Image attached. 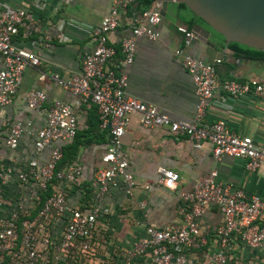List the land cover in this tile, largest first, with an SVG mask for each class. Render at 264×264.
I'll return each mask as SVG.
<instances>
[{"label": "built area", "instance_id": "1", "mask_svg": "<svg viewBox=\"0 0 264 264\" xmlns=\"http://www.w3.org/2000/svg\"><path fill=\"white\" fill-rule=\"evenodd\" d=\"M131 1L111 0L107 14L90 27L92 48L82 54L79 73L66 80L57 74L49 77L76 97L78 104L92 105L98 128L107 133L103 165L90 182L89 200L82 202L85 191L75 159L61 164V147L77 131L71 105L53 100L44 107L43 92H28L25 105L43 112L44 125L37 128L28 121H16L0 141V264H240L245 249L264 256V199L218 180L215 169L178 194L174 226L146 222L141 235L122 245H113L109 239L112 210L105 200L110 190L119 189L127 199L134 197L135 185L120 150L131 113L137 114L142 128L165 127L170 137L185 139L197 150L208 145L215 162L229 156L242 160L248 172L264 167L263 147L228 130L220 119L204 120L215 87L230 99L264 100L263 82L224 79L217 83L214 64L176 49L174 55L193 87L195 107L190 119L172 120L155 106L125 94L126 68L133 61L136 41L157 40L161 21L160 2L154 0L117 48L110 45L108 35L118 26L119 10ZM176 30L183 36V46L193 41L191 30L182 26ZM19 31L24 37L39 34L41 23L24 9L1 10L0 107L12 103L22 72L39 66V52L14 44ZM43 46L47 47L46 42ZM44 79L40 74L39 80ZM22 136L32 140L30 156L17 153ZM44 152L47 156L42 160ZM177 181L173 171H157L156 184L163 189L172 191ZM135 207L145 218V199ZM210 208L218 217L214 225L202 220Z\"/></svg>", "mask_w": 264, "mask_h": 264}, {"label": "crops", "instance_id": "2", "mask_svg": "<svg viewBox=\"0 0 264 264\" xmlns=\"http://www.w3.org/2000/svg\"><path fill=\"white\" fill-rule=\"evenodd\" d=\"M110 5L111 0H0V11L6 8L24 9L41 23L39 34L24 37L19 31L14 39L16 46L39 52L40 62L37 68H26L22 72L12 103L0 107V141L9 125L16 121H28L37 128L44 125L43 112L28 110L25 105L28 92H43L46 99L44 107L53 100L71 105L77 130H82L89 140L79 146L75 153V161L81 167V179L86 189L95 171L103 165L101 156L107 135L90 130V123L96 122L92 117V108L78 104L76 97L49 77L57 74L60 79L66 80L72 74L79 73L82 54L92 48L89 29L107 14ZM126 7L119 10L118 26L108 35L109 44L115 48L143 13L135 8V4L130 10ZM167 12L156 27L157 40L140 38L136 41L133 61L126 68L127 96L155 106L172 120L190 119L194 113L195 97L180 58L174 55L176 49H182L202 63L214 64L217 83L224 79L264 83V59L254 60L235 55L211 32L204 42L194 40L183 46V36L176 28L185 27V24L175 9L167 8ZM44 42L47 47L43 46ZM40 74L45 76L44 80H39ZM219 119L228 130L249 137L264 148V100L252 96L230 99L215 87L204 120L212 122ZM120 150L126 159V172L131 175L135 190L133 199H127L119 189H111L105 200L112 210L107 234L113 245H122L128 239L141 235L146 222L156 226H174L178 194L189 191L197 179L206 177L212 169L217 171L218 180L241 189L246 195L264 199V167L248 172L242 160L229 156H222L215 162L208 145L197 150L185 139L170 137L165 127L142 128L135 113L129 114L127 127L120 139ZM31 151L32 140L22 136L17 153L30 156ZM46 156L44 152L41 159ZM159 169L177 174L178 181L172 191L156 184ZM144 186L148 188L145 190ZM143 198L146 201L145 218L135 207V203ZM202 220L216 224V211L207 209ZM240 264H264V258L245 249Z\"/></svg>", "mask_w": 264, "mask_h": 264}, {"label": "water", "instance_id": "3", "mask_svg": "<svg viewBox=\"0 0 264 264\" xmlns=\"http://www.w3.org/2000/svg\"><path fill=\"white\" fill-rule=\"evenodd\" d=\"M157 1L162 19L168 14V4L184 5L192 16L193 41L204 42L211 32L222 38L225 47L234 43L253 53L264 52V0Z\"/></svg>", "mask_w": 264, "mask_h": 264}, {"label": "trees", "instance_id": "4", "mask_svg": "<svg viewBox=\"0 0 264 264\" xmlns=\"http://www.w3.org/2000/svg\"><path fill=\"white\" fill-rule=\"evenodd\" d=\"M154 1V0H152ZM152 1L149 0H134L132 3H130L126 9L130 10V7L132 5L135 4V8L138 9V11L140 12H144L145 10H147V8L149 7V5L151 4ZM168 10L170 8H173L176 10V13H178V17L181 18V20L184 22L185 27L187 30H190L192 28V26L194 24H191V20H192V16H189L187 14V12L185 11L184 5L182 4H168L167 6ZM215 37H217L220 41H222V38L213 34ZM228 49L232 50L235 55L237 56H242L248 59H254V60H262L264 59V52H260V53H253L243 47H240L234 43H231L227 46ZM92 108V117L94 120H96L95 123H90V130L94 131V130H98L101 134H106V131H102L98 128V121H97V115L95 112V108L92 105H89ZM89 140L86 138L84 132L82 130H77L76 134L74 136V138L72 139V141L68 144H63L62 145V160H61V164L63 163H68L70 161H72L73 159H75V153L78 149L79 146H82L83 144L88 143ZM107 143V140H106ZM83 188H84V184H83ZM85 191V195L83 196V203H86V201L89 200V190L84 188ZM260 256V255H259ZM262 258H264V256H261Z\"/></svg>", "mask_w": 264, "mask_h": 264}]
</instances>
